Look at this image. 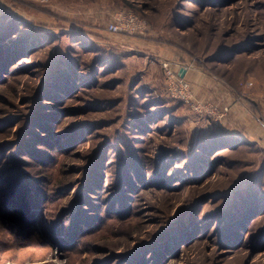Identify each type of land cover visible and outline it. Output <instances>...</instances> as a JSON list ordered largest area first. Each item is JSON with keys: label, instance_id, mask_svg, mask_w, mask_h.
I'll list each match as a JSON object with an SVG mask.
<instances>
[{"label": "rangeland", "instance_id": "rangeland-1", "mask_svg": "<svg viewBox=\"0 0 264 264\" xmlns=\"http://www.w3.org/2000/svg\"><path fill=\"white\" fill-rule=\"evenodd\" d=\"M263 230L264 0H0V264H264Z\"/></svg>", "mask_w": 264, "mask_h": 264}, {"label": "built area", "instance_id": "built-area-1", "mask_svg": "<svg viewBox=\"0 0 264 264\" xmlns=\"http://www.w3.org/2000/svg\"><path fill=\"white\" fill-rule=\"evenodd\" d=\"M138 20V17H136L132 12H125L119 15L117 18V23H113L109 27L110 30L114 32L131 33L137 27L142 26V23ZM162 66L165 70L168 91L173 98L178 99L185 104L192 105L193 108L199 112H214V107L211 108V106H206L205 104L195 100L191 85L188 82L186 75H181L182 69H184L186 71L185 74H187V66L174 64L170 61H163Z\"/></svg>", "mask_w": 264, "mask_h": 264}, {"label": "water", "instance_id": "water-1", "mask_svg": "<svg viewBox=\"0 0 264 264\" xmlns=\"http://www.w3.org/2000/svg\"><path fill=\"white\" fill-rule=\"evenodd\" d=\"M186 71L184 69L181 70V75L184 76Z\"/></svg>", "mask_w": 264, "mask_h": 264}, {"label": "crops", "instance_id": "crops-1", "mask_svg": "<svg viewBox=\"0 0 264 264\" xmlns=\"http://www.w3.org/2000/svg\"><path fill=\"white\" fill-rule=\"evenodd\" d=\"M186 77H187V75H186Z\"/></svg>", "mask_w": 264, "mask_h": 264}, {"label": "trees", "instance_id": "trees-1", "mask_svg": "<svg viewBox=\"0 0 264 264\" xmlns=\"http://www.w3.org/2000/svg\"><path fill=\"white\" fill-rule=\"evenodd\" d=\"M263 232H264V230H263Z\"/></svg>", "mask_w": 264, "mask_h": 264}]
</instances>
